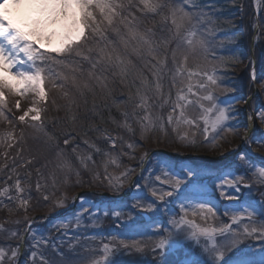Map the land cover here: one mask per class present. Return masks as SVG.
Returning <instances> with one entry per match:
<instances>
[{
    "label": "rangeland",
    "instance_id": "1",
    "mask_svg": "<svg viewBox=\"0 0 264 264\" xmlns=\"http://www.w3.org/2000/svg\"><path fill=\"white\" fill-rule=\"evenodd\" d=\"M260 1L261 0H257V6L259 8L260 5L259 12L261 14V27L263 28L264 19L262 18V15L264 12V7ZM135 2L138 3V0H135ZM199 3H202V0H199ZM243 4L246 7L244 9V15H248L249 10H251L250 8H252L251 0H246V2ZM234 6H236L235 3L228 4L230 17L232 16L230 10ZM26 10L27 9L23 7L14 8L10 4L6 6V8H0V12L4 13V15L7 17V20L10 21L14 26L21 28L23 31H28L30 26V13L25 12ZM201 10L202 9H197L194 11ZM203 12L207 15H205L199 22H196L198 25V27H196V39L203 40L205 42L206 51L199 50V55H197L195 58H189L187 71L185 72L184 76L181 77L183 80L182 87L184 88V92L182 94L186 96L187 100L190 98V100L193 101V104L188 105L185 108V116L189 119L195 118L199 125L198 129H191L188 125L181 124L177 131H173L172 129L175 127V125L167 124V116L171 111L172 103L164 108L161 106L162 98L170 97L172 93H174L176 99L179 87V85L177 87L172 86V78L175 66L171 60V49L175 47V42L170 43L167 50L164 49L161 41L163 39H168L169 33L167 31V27L162 24L161 17L159 15L154 16L151 13H145L142 15L140 12H136L138 20L142 21V23H140V30L146 31L147 29H152L154 33L152 38L156 44L160 45L158 59H163L165 56H167L166 63L157 66L158 75L160 78L159 82L161 83L160 93H156L154 88L156 78L153 73L156 72L157 69H154L152 65L156 64V61L151 60V58L147 57L146 55L137 56L131 52L130 48L127 53V59L133 61L134 64L129 66V74L124 82L121 83L119 78L114 76L111 72L106 73L109 81L110 92H102L99 87H96L94 81L88 79L87 73H85L82 69H79L77 73L74 74V76H69L71 83H67L66 88L70 92H68L67 95H65V93L58 95L48 103L51 112V118H54L55 116L53 115V112H59L61 110L60 113L57 114L62 117V119L59 121V124H46L45 129L41 131L40 127H37L35 124L36 121H32L31 119V117L36 113L29 112V115L25 118V123L19 121L18 126H10L9 128L5 127L4 125H0V134L11 132L14 136V139L0 144V184L1 186L2 184L4 185L1 189H9V192L6 196L0 197V225H3L4 229H6V231L0 232L4 237L6 236V245H0V248H3L6 253L3 264H15L14 259L11 257V250L20 245L22 237L21 234L24 229L23 226L25 221H29L30 219V215L27 210L20 207V200H9L8 196L13 198L20 196L25 199H30L28 197L27 190L32 187L36 188L37 183H39V181L33 183V181L30 179V176H32L33 165L36 164L38 160L37 156L44 164L48 166V181H43L41 184H39L41 187H43V194H45V184L48 182V190L51 193L48 200L38 199L36 202L37 207H42L43 209L50 211H62L65 209V206L73 205L74 199L81 190V185H102L105 182L104 177L106 175L112 178L111 183L113 185H118L120 180L117 178H121V180H123L121 174L128 168L134 169V171L128 176L126 180H123V186L118 187V189L117 187H112V191L110 192L114 194H120L124 191V189L127 187L130 188L134 184V191L131 195L134 196V199L129 204H118L120 206H118L116 210H109L105 207H99L100 203L98 201H94L91 198H83L85 196V193H83L81 196L83 199H79L77 208L72 215L49 220L46 222V227L43 226L45 223L32 226L31 234L26 242L25 253L21 264H33V258L30 255L31 251H35L37 253L36 257L34 258L35 264H45V261L49 262V264H94L95 261H101V264H103V243H108L109 239L113 235H123L125 237H132L135 235L138 239H142L146 243L153 241V239H159L161 238V235H164V232H166L165 229L170 227V225L167 226L164 223H160L163 219V210L165 204L172 203L175 200V203L172 205H179L181 202V197L174 193L172 197L166 196L164 201H157L156 197L151 195L152 189H156L158 192L160 190L170 191L172 190L171 182L174 179L179 178L182 181L181 192H183L185 186L188 185L189 182L188 179H185L187 175V168L184 166L185 163L180 165L171 164L167 160L158 157L157 159L155 158L150 165L148 164L150 160L149 159L144 169L139 173L137 168L144 163L145 150L147 149L145 147L141 149L139 143H142V141L145 140L150 145V149L158 145L171 151H180L181 148H183L186 150L192 149L193 152L204 154L206 152L215 150L214 146L217 143L216 139H222L224 136L229 134L228 132H219V135L217 136L216 133L212 132L211 120L214 119V116L209 113L207 115L209 120V124L207 125L209 128V135L208 140L205 141L203 136V127L205 126L204 121L199 119V117L204 115L200 105L203 104L204 108H208L211 102L202 99L204 95H207V92L203 89H199L198 85L201 82L207 83V80L202 74L192 76L188 75V72L202 73V70H210L213 63L210 64L209 59H211L213 56L212 50L214 49V46L224 47V56L219 55V52L222 51H218L214 55V60H220L222 62V66L227 65V62L229 61V57H227V55L230 54L232 49L229 47L227 48V31H225V29L220 26L226 24L227 20H221L219 25V21L214 19L211 20L209 22L210 24L207 25L206 19L210 16L211 12L208 10ZM233 14H237V11L233 12ZM251 15L252 26L250 24L249 27H247L246 23L244 24V31L247 34V42L250 40L252 29L255 25L253 14ZM231 33L233 34V30H231ZM108 35L110 39L118 42V38L113 33L109 32ZM60 43V37L54 36L51 42L43 41L39 44V47L41 50L49 51L52 48L59 47ZM261 44L262 43H257L256 46V58L258 63L260 59L264 58V45L261 46ZM246 48L249 49V44L246 45ZM20 58L26 60V57L23 53H20ZM141 60L143 62H140ZM191 61L196 62L192 65L190 63ZM31 63V61H28L26 64L21 65L20 67L27 68L31 65ZM145 65L150 69H147ZM40 66L45 68V72L47 74H52L53 62L45 61L44 64H40ZM48 69H51V72H49ZM213 69L216 70V75H218V70L216 69L215 65L214 68H211V74ZM237 69L244 73L245 68L242 64H239ZM81 73H83V75ZM211 74L209 73V75ZM141 75L146 78L153 86V90L147 93L149 97V107L147 113L144 111L143 117L147 114L150 120L155 123L157 127L150 128L147 131L142 129L141 125L148 124V121L143 120V117L141 119L137 117L139 109H134L133 102L128 100L129 96L135 97L136 85H141ZM0 76L5 77L13 84L17 83V80L6 72H0ZM221 76L222 75L220 74L218 77L220 80H222ZM73 77H75L77 82L80 84L79 88L77 87L76 83H73ZM84 82H88L93 87L92 92H89L87 89L83 88ZM41 86L44 88L43 82ZM189 86L191 87L192 93H196V95L188 93L187 89ZM208 91L213 92L215 89L209 87ZM154 93H156V97L151 96V94L153 95ZM5 95L12 97V101L15 103L14 107L17 112V117L23 115L24 112L29 108L35 107L40 109L39 102L43 101L32 91H26L22 93V91L9 92L8 90H5ZM150 97L159 99L152 106V108L150 104ZM104 99L106 100L108 107H106L107 105ZM17 101L20 102L19 108L16 107ZM241 105L242 104H239L237 107L236 114H238L239 117L235 119L236 124H239L238 121H241V119L245 118L243 116L244 113H242L243 110ZM66 112H69L70 114L66 115ZM125 112L129 114L127 120L123 115ZM178 113L179 109H177V115ZM100 114H103L104 117H106V120L101 118L98 119L97 117L100 116ZM106 114L109 115L108 120ZM99 122H102L104 127H107L111 131L118 132V135H121V132L125 134L130 133L128 128L124 127L125 122L128 125L139 124L137 126L138 132L136 134V139L139 143L134 145V150L128 149L127 144L129 143H125L123 148L121 144L118 143L117 147L114 150L112 149L110 156L102 155L101 152L97 153L92 151V160L86 161L87 167L82 166L80 160L76 161L70 155H61L58 157L57 153L62 152L64 145L63 141L66 139V137L65 135L61 134L55 135L56 129L54 130V128H62L63 124H67L70 126L69 129L72 131V136H74L73 133H77V136H80L82 131L85 130V126H87L86 124L92 128L91 125L98 124ZM241 124V129H238L236 132L240 134V137L243 138L248 130V127L245 128V124L242 122ZM256 124H258V133L261 135L255 134V132L252 131L245 141L244 146L239 151L235 150L238 144L235 133L234 138H228L227 141L222 145L224 152H221V154L224 153L228 159V162L224 165V169L228 167V169H231L230 172L225 171L219 178L217 176L221 172L216 175L208 174L206 172L208 171V168H204L206 167L204 165L207 164V162L199 160V164L192 163L195 165L192 168H195L199 174L195 178L189 179L194 181L195 188L198 189L202 195L195 196L190 201L184 202L191 204V207L188 210L189 212H197L198 216L208 220L209 227H213L210 220L211 218L213 220L214 216H211L207 213L199 214V209L196 208L197 203L205 201L208 202L210 200L207 196V193L203 189V185L208 183L209 177L213 181V184H215L214 187L211 185V188L214 190L211 191L212 196L215 195L218 198L222 197L226 200H230L227 198V195L231 194L238 197V199L233 200H239L245 204H248V202H252L254 200L258 203H262L264 206V182H261L257 174L258 169L264 166H259L257 163H253L252 165L249 164L250 169L248 170L244 167L246 172L242 174H239L238 171L232 167V165L235 164L234 161L238 162V160H241L239 157L242 154L246 158L252 157L254 155L251 151V143L254 142L255 145L258 141L255 142L252 140L253 135L262 136L264 139V124H262L260 120H258ZM26 126H29L30 129L36 130H28L26 132L28 136L23 135V139L21 140L20 133ZM161 126L162 130H157ZM93 128L95 131L94 140L97 143V147L102 150L105 148V146H107L108 143L104 137L110 134L109 132L102 133L101 131H96V129H99V126H94ZM192 131H196V135L194 137L196 141L195 147L188 146L187 141H182L180 139V135H182L184 132H189V138L192 139ZM50 137L54 138L50 139ZM213 137H216L214 146L213 144L209 143V141H213ZM13 144L15 145L13 146ZM185 146L187 148H185ZM233 151L236 152L234 156L235 160H232L231 158L234 154ZM88 153L90 152H83V155H87ZM28 154L29 157L27 156ZM49 154H52V156H48ZM23 156H25V159L22 158ZM255 156L260 158L258 155ZM98 157H104L103 161H99L100 159ZM112 157L116 158L119 167H117V164L111 163ZM64 160H67L70 163L73 171L69 172L67 168L61 166ZM29 161H31V163H29ZM158 162L166 164L168 166L167 169H162ZM188 164L190 167L192 166V164ZM165 170L168 171V176L164 175ZM76 172H79L80 175L77 176ZM157 176L160 177L159 180L157 179ZM237 177H243V180L237 181L236 184V187H239V192H236L235 187L230 186L229 184L230 180H235ZM17 179H20L21 188L24 189V191L21 193H17L15 190V181ZM29 179L31 181H28ZM79 179L90 181L86 184H83L80 183ZM106 180L109 184V180ZM137 184L140 186L139 190L136 189ZM241 190L243 193H241ZM221 192H224L225 195L221 196ZM137 200H139V203L143 205V207L135 206L137 204ZM57 201H62L63 207H56L55 204ZM153 201L156 202V210H148L146 205ZM242 209L243 208L239 209V212L234 210L228 213V215L231 217L233 214L242 217L235 223V230L237 232H243V229L246 225L249 227V229L252 227H256L258 229L257 234L244 238V240L248 239V243L251 244L247 243L246 247L242 248L245 250L251 248L252 252L260 251L261 247L264 246V237L259 236V229L261 225H264V217L251 218V220H249L247 213H243ZM116 211L121 213L119 218H116L113 215V213ZM140 212L149 213L153 219L155 218L158 220L157 225L159 224L161 227H157V225H155L153 227L150 226L148 230H143L142 226H140V223L143 219ZM217 212L218 208L216 209V213ZM41 214L44 215L43 213ZM167 214L169 215L168 220H170L172 215H175L174 209L171 208ZM189 214L190 213H188L187 219L190 220ZM108 215H110V218H113L115 221L119 220L118 224L112 226L113 230L104 229V223L107 219L105 217ZM191 215L193 216V214ZM135 223V229H137L135 234L132 233L130 236H128L125 234V232L123 233L125 224L133 225ZM13 231L18 233L16 237H12L10 235V233ZM149 237H151L150 240ZM37 241H39L38 244ZM53 244H55L56 247H53ZM33 245H35V247H32ZM62 246H65L69 251L76 252V254H74L73 257H69V252L67 250L66 252H63L64 249H62ZM182 251L184 252L183 260L186 258H192V256L188 257L189 255L185 250ZM179 252L181 253V251ZM146 253L147 249H145V254L142 259L144 264H150L152 258L150 259L149 257H146ZM225 253L226 250H224V254ZM175 254H178V252H175ZM166 257H162L161 259L165 260ZM196 257L200 259L208 258L207 255L203 254L201 250L197 251ZM227 257H229V255ZM109 258H112L111 255ZM179 258L180 255L175 256L174 260H178ZM121 259H141V257L139 255H134L132 257H121Z\"/></svg>",
    "mask_w": 264,
    "mask_h": 264
},
{
    "label": "snow or ice",
    "instance_id": "2",
    "mask_svg": "<svg viewBox=\"0 0 264 264\" xmlns=\"http://www.w3.org/2000/svg\"><path fill=\"white\" fill-rule=\"evenodd\" d=\"M9 4L14 8L23 7L28 10L30 13V26L28 31H23L8 21L3 12H0V72H6L17 80V83L13 84L5 77L0 76V120H7V116L5 115V109L7 108V103L4 99L5 90L9 92L32 91L40 99L46 97L45 89L41 86L45 80V76L42 75L45 72V68L37 66L36 61L39 60L41 65H43L52 53L57 57L63 56L66 59L73 56L79 57L82 61L87 62L89 64L87 71L88 79L94 81L96 87H99L102 92L107 93L110 92V89L106 73L111 72L119 78L121 83L127 78L129 65L131 64V61L127 59V53L131 48L133 54L137 56L146 55L151 60L156 61V64L152 65L154 69H157L153 73L156 78L154 88L156 93H160L161 83L159 82L160 78L157 66L165 64L167 56L163 59H158L160 45L156 44L153 40L154 33L152 29H147L146 31L140 30V23L142 21H139L136 16V12H140L142 15L151 13L154 16L159 15L161 17L162 24L167 27L169 33V38L161 41L164 49L167 50L168 45L175 42V47L171 49V60L175 66L172 86L177 87L179 85V87L176 101L172 103L171 111L167 116V124L175 125L172 129L173 131H177L181 124L188 125L191 129L199 128L195 118L189 119L185 116V108L193 104V101L187 100L186 96L182 94L184 88L182 87L183 80L181 79L187 71L189 58H195L199 50L206 51L205 42L196 39V22H199L207 15L203 11H194L200 8L199 0H138V3L135 0H0V8H6ZM50 29L51 31H49ZM109 32L118 38V42L110 39ZM54 36L60 37V46L52 48L48 52L42 51L39 44L43 41L51 42ZM20 53L25 55L26 60L20 58ZM28 61L32 62L29 67H20ZM63 62L62 60H55L57 64ZM48 71L51 72V69H48ZM81 74L83 75V73ZM198 74H202L207 80V83L201 82L198 85L199 89L207 92V95H204L202 99L211 102L208 108H204L203 104L200 105L204 115L199 117V119L204 121L203 136L205 141L208 140L209 135V128L207 127L209 124L207 115L209 113L214 116V119L211 120V130L217 136L219 132H234L238 125H229L227 122L233 118L232 113L235 109L226 101H217L214 98L213 92L208 91L209 87L213 89L220 88L225 93L233 89L229 88L225 81L217 77L215 69L212 70L211 75H209L206 69L202 70V73L188 72L189 76ZM140 80L141 87L136 88L135 97L129 96L128 100L133 102L134 109H143L147 113L149 107L147 93L153 90V86L142 75L140 76ZM253 82H255L254 72ZM73 83H76L78 88L80 87L75 77H73ZM260 83L264 86V80H261ZM52 86L53 88L63 87V85L56 83H53ZM83 88L89 92L93 91V87L88 82L83 83ZM187 91L192 95H196V93H192L190 86ZM167 103H169V99L166 97L163 100V104ZM19 106L20 102L17 101L16 107L19 108ZM177 109H179L178 115ZM40 111V109L35 107L29 108L18 119L20 122L25 123V118L29 115V112H33L36 114L31 117L32 121H40ZM123 115L127 120L129 114L125 112ZM257 118L264 124V108L257 113ZM251 119L249 117L250 121ZM143 120L148 121V124L141 125L145 131L157 127L147 114L144 115ZM124 127H127L131 131V127L126 122ZM157 130H162V126ZM96 131L100 130L96 129ZM104 131L106 132L107 130ZM23 135V132H21V140L23 139ZM189 135V132H184L180 135V139L187 141L188 146L195 147L196 141L194 137L196 131L191 132L192 139L189 138ZM53 138L50 137V139ZM12 139H14V136L11 132L0 134V144ZM104 139L110 143L113 150L117 147L118 141L123 146V137L106 135ZM215 139L216 137H213V141L210 142L213 143V146ZM244 139L246 140L247 137L245 136ZM63 143L64 145H68L70 139H64ZM84 143L88 145L89 149L97 153L102 151L94 143H89L87 140ZM258 143L264 145V140H260ZM78 147V145L74 146L72 152L76 153L81 165L87 167L86 161H91L92 155L91 153L83 156L80 155L77 153ZM127 147L134 150L135 146L129 143ZM57 155L59 157L61 153H57ZM103 155L110 156L111 154L105 151ZM239 159H245L244 155L242 154ZM111 163L117 164L115 157L111 158ZM158 164H160L162 169H167L168 167L166 164L160 162ZM61 166L67 168L69 172L73 171L67 160H64ZM117 167H119L118 164ZM133 171L134 169L131 168L126 169L121 174L123 180H126ZM186 173L185 179H188L189 182L183 192H181L182 181L179 178L171 182L172 190L170 191L160 190L158 192L156 189H152L151 195L156 197L157 201H164L166 196L172 197L174 193L178 194L181 197L179 208L183 215L179 219L176 218V215H172L168 221L170 227L165 229L167 235H161V238L151 248L152 259L150 264H166L165 260L160 257L182 250L191 254L192 258L167 262V264H264V246L261 247L258 254L252 252L251 248L245 250L238 247V245L242 244L244 238L257 234L258 229L256 227L249 229L246 225L243 232H233L226 244L218 245L217 234L224 235L229 232V225H225L222 228L199 227L194 220L187 219L191 204L185 203L184 201H190L193 197L202 195V193L195 188L194 181L189 179L195 178L199 174L197 170L189 167L186 169ZM257 174L261 182H264V167L259 168ZM76 175L79 176L80 173L76 172ZM164 175L168 176V171L165 170ZM105 179L109 180V187H117L118 189V187L123 186V180L121 178H117L120 180L118 185H113L111 183L112 178L107 175ZM157 179L159 180L160 177L157 176ZM242 180L243 177H237L235 180H230L229 184L235 187L236 192H239V187H236V184L237 181ZM36 188L37 191H40L41 186L39 183H37ZM139 188L140 186L137 184L136 189L139 190ZM15 190L17 193L24 191L21 188L20 179L15 181ZM8 192V188L0 189V197L6 196ZM224 195L225 193L221 192V196ZM227 198L238 199L237 196L231 194L227 195ZM8 199H19L20 207L26 210L28 199L20 196H16L15 198L8 196ZM43 199L48 200L49 196L44 194ZM55 206L63 207V202L57 201ZM135 206L143 207L139 203V200H137ZM146 207L148 210H156V202H149ZM196 208L199 209V214L207 213L211 216L216 215L213 207L209 206L206 201L197 203ZM167 211L165 208L166 213ZM255 211V208L250 204L242 209L243 213H247L249 220H251ZM197 214V212H193V215ZM113 215L119 218L121 213L116 211ZM241 218V216L233 214L232 222L236 223ZM124 227L133 234L137 231L131 224H125ZM157 227H161V225L158 224ZM28 230L31 231L30 225ZM2 231H6V229H4L3 225H0V232ZM10 235L16 237L18 233L13 231ZM259 236L264 237V225L260 226ZM150 239L151 237H149ZM38 243L39 241H37ZM21 247L22 245H18L11 250V257L13 259L17 256ZM32 247H35V245ZM53 247H56V245L53 244ZM147 247V243L142 239L135 238V235L132 237L113 235L108 243H103V264H144L142 257ZM222 248L225 250H234L233 256L225 259ZM196 249H200L208 258H197ZM30 255L33 258V264H35L34 258L37 253L31 251ZM110 255L112 257L111 259L109 258ZM134 255H139L141 259H121V257H132ZM5 256V250L0 248V264H3ZM45 264H49V262L45 261ZM94 264H101V261H95Z\"/></svg>",
    "mask_w": 264,
    "mask_h": 264
},
{
    "label": "trees",
    "instance_id": "3",
    "mask_svg": "<svg viewBox=\"0 0 264 264\" xmlns=\"http://www.w3.org/2000/svg\"><path fill=\"white\" fill-rule=\"evenodd\" d=\"M145 67H147V66L145 65ZM148 69H150V68H148ZM105 102H106V100H105ZM106 105H107L106 107H108L107 102H106ZM61 108H62V104H61ZM60 111L59 112H53V115H55V116L53 118V121L51 120L50 124H59V121H60V119H62V117H60V115H57V114L60 113ZM69 114H70L69 112H66V115H69ZM106 115H107V120H108L109 115L108 114H106ZM97 118L98 119L101 118L103 120H106L105 119L106 117H104L103 114H100V116H98ZM86 125L87 126H85L86 127L85 130L82 131L80 136H77V133H73L74 136H72V131L69 129L70 126H68L67 124H63L62 128H55L56 129L55 135H58V134L65 135L66 138L70 139V143L68 145H63L62 152H60L62 156L74 154L72 152V148L76 145L79 146L77 148V152L82 151V150H92V149H89L88 145L85 144L84 141L87 140V141H89V143H93L94 133H95L93 127L94 126L102 127V126H104V124L102 122H99L98 124H93V125H91V127L93 129L90 128V126L88 124H86ZM7 127H8V125H7ZM23 134L28 136V134L26 132H23ZM124 136L128 137V133L127 134L124 133ZM105 147H108V146H105ZM27 156L29 157V154ZM48 156H52V154H49ZM22 158L25 159V156H23ZM37 159L38 160H37L36 164L33 165L32 176H30V179L33 181V183H35L36 181H39V183L41 184L43 181H48L47 180L48 179V166L46 164H44L42 162V160H40L38 158V156H37ZM30 179L28 181H31ZM38 179H40V180H38ZM2 186H4V185L2 184ZM2 186L0 184V189L2 188ZM45 186L48 190V182L45 184ZM27 193H28V197H30V199H28L29 203H28V206L26 207V210L30 215V219L32 218V216H34V214L39 213V212H43V213H46L49 215H56V214L61 212V211H57V210H51L50 211L47 209H43L42 207H37V205H36L37 200L43 199V195H44L43 194L44 193L43 187H41L40 191H37V188L32 187V188L27 190ZM27 222H28V220L25 221V224H27ZM25 224H24V226H25ZM248 241H249L248 239H245V240L243 239L242 244L238 245V247L239 248L246 247V244L248 243ZM0 242H2V244L5 243L4 236L0 235ZM54 257H55V255H54Z\"/></svg>",
    "mask_w": 264,
    "mask_h": 264
},
{
    "label": "flooded vegetation",
    "instance_id": "4",
    "mask_svg": "<svg viewBox=\"0 0 264 264\" xmlns=\"http://www.w3.org/2000/svg\"><path fill=\"white\" fill-rule=\"evenodd\" d=\"M250 61H251V58L248 57L247 55L242 56L238 62H235L232 65L231 74L234 75L235 80L239 79L240 84L246 88L244 91H241L239 93V97L242 100L243 107H245L247 101H249L247 103L248 109L250 108V111L253 112V111H256L258 106L261 107L260 110L264 108V103L261 102V97L263 96L261 95L252 96L255 89H254L253 80L251 79V76H252L251 73H253V71H252ZM239 64H242L244 66L245 68L244 73H242L241 71L237 69ZM256 74L260 76V81L264 80V58L260 59L259 63L257 61ZM261 89H262V94H263L264 86L261 85ZM249 98L250 100H247Z\"/></svg>",
    "mask_w": 264,
    "mask_h": 264
},
{
    "label": "bare ground",
    "instance_id": "5",
    "mask_svg": "<svg viewBox=\"0 0 264 264\" xmlns=\"http://www.w3.org/2000/svg\"><path fill=\"white\" fill-rule=\"evenodd\" d=\"M27 11H28V10H26V12H27ZM253 152H254V154L256 153L257 155L264 157L261 153L256 152L255 150H253Z\"/></svg>",
    "mask_w": 264,
    "mask_h": 264
},
{
    "label": "water",
    "instance_id": "6",
    "mask_svg": "<svg viewBox=\"0 0 264 264\" xmlns=\"http://www.w3.org/2000/svg\"><path fill=\"white\" fill-rule=\"evenodd\" d=\"M29 225H31V224H29ZM25 238H26V235H25L24 238H23L22 246H23V243L25 242Z\"/></svg>",
    "mask_w": 264,
    "mask_h": 264
}]
</instances>
